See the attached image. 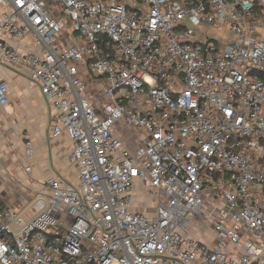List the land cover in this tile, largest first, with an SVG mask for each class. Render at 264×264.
Listing matches in <instances>:
<instances>
[{
    "label": "built area",
    "instance_id": "built-area-1",
    "mask_svg": "<svg viewBox=\"0 0 264 264\" xmlns=\"http://www.w3.org/2000/svg\"><path fill=\"white\" fill-rule=\"evenodd\" d=\"M0 65L74 169L0 200V264H264V0H0Z\"/></svg>",
    "mask_w": 264,
    "mask_h": 264
},
{
    "label": "crops",
    "instance_id": "crops-1",
    "mask_svg": "<svg viewBox=\"0 0 264 264\" xmlns=\"http://www.w3.org/2000/svg\"><path fill=\"white\" fill-rule=\"evenodd\" d=\"M0 80L8 84V102L0 105V200L20 210L50 174H74L71 143L65 136L47 138L49 107L34 84L1 65ZM27 146L33 150L30 158Z\"/></svg>",
    "mask_w": 264,
    "mask_h": 264
},
{
    "label": "rangeland",
    "instance_id": "rangeland-1",
    "mask_svg": "<svg viewBox=\"0 0 264 264\" xmlns=\"http://www.w3.org/2000/svg\"><path fill=\"white\" fill-rule=\"evenodd\" d=\"M218 33H219L220 36H227V35H229L228 32H226V31H221V32H218ZM70 176H71L70 178H72L74 176V174L72 173ZM135 195L136 196L137 195H139V196L141 195V198H144V196H145V194L144 193L141 194V192H139V194H138V191L135 192ZM153 205H154V203L151 202L149 205H147L145 207L138 208L136 206V209H140L143 212L150 214L152 212V210H153Z\"/></svg>",
    "mask_w": 264,
    "mask_h": 264
}]
</instances>
